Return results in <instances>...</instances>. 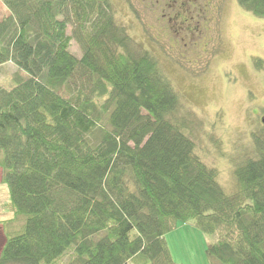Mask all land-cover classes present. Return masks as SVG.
<instances>
[{
    "label": "trees",
    "instance_id": "1",
    "mask_svg": "<svg viewBox=\"0 0 264 264\" xmlns=\"http://www.w3.org/2000/svg\"><path fill=\"white\" fill-rule=\"evenodd\" d=\"M237 1L264 17V0ZM0 2V65L18 68L0 87V264H180L165 236L187 220L216 235L211 264H264V133L251 154L226 153V190L197 152L199 122L112 0Z\"/></svg>",
    "mask_w": 264,
    "mask_h": 264
},
{
    "label": "rangeland",
    "instance_id": "2",
    "mask_svg": "<svg viewBox=\"0 0 264 264\" xmlns=\"http://www.w3.org/2000/svg\"><path fill=\"white\" fill-rule=\"evenodd\" d=\"M112 3L116 21L126 26L138 49L145 48L155 56L182 103L194 114L200 124L197 152L217 168L221 186L230 190L232 165L226 153L244 150L251 154L253 132L264 133L260 121L264 114V69L255 64L256 58L264 61V17L252 15L237 0H199L198 6L190 7L193 19L187 21L191 27L197 24L199 30L193 31L196 36L184 46L177 38L187 39L189 33L179 29L174 20L165 23L163 9L147 8L144 0ZM7 13L0 2V19ZM167 26H171L168 31ZM174 28L179 32L173 33ZM71 44L79 57L80 45L75 40ZM17 70L11 62L0 65L3 90L12 85L11 77ZM9 199L8 187L0 183V221L11 214L5 205ZM3 236L0 226V249ZM165 237L176 262H214L205 250L216 235L203 233L192 220L178 222Z\"/></svg>",
    "mask_w": 264,
    "mask_h": 264
},
{
    "label": "flooded vegetation",
    "instance_id": "3",
    "mask_svg": "<svg viewBox=\"0 0 264 264\" xmlns=\"http://www.w3.org/2000/svg\"><path fill=\"white\" fill-rule=\"evenodd\" d=\"M146 2L147 8H152L154 10H162L163 12L161 14V19L165 21V23L175 21V24H178L179 29H185L189 34L184 37L177 38V43H182L184 46L188 45L190 41L193 40L194 36L196 34L193 32L195 29L199 30L197 28V24L194 27H191L189 24H187V21L189 19H193L190 13L192 12V9L190 7L198 6L199 0H144ZM186 24V25H184ZM168 30L169 27L167 26ZM173 28V27H172ZM178 29H173V33H178ZM173 38V37H172ZM171 38V39H172ZM192 38V39H191ZM188 40V41H187Z\"/></svg>",
    "mask_w": 264,
    "mask_h": 264
},
{
    "label": "water",
    "instance_id": "4",
    "mask_svg": "<svg viewBox=\"0 0 264 264\" xmlns=\"http://www.w3.org/2000/svg\"><path fill=\"white\" fill-rule=\"evenodd\" d=\"M260 121L264 124V116L260 119Z\"/></svg>",
    "mask_w": 264,
    "mask_h": 264
},
{
    "label": "crops",
    "instance_id": "5",
    "mask_svg": "<svg viewBox=\"0 0 264 264\" xmlns=\"http://www.w3.org/2000/svg\"><path fill=\"white\" fill-rule=\"evenodd\" d=\"M3 240H4V236H3ZM5 241V240H4ZM4 241H3V243H4Z\"/></svg>",
    "mask_w": 264,
    "mask_h": 264
}]
</instances>
